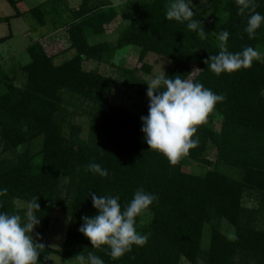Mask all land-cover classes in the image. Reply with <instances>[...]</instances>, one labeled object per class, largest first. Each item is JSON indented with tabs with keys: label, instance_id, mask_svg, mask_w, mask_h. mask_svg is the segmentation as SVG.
<instances>
[{
	"label": "trees",
	"instance_id": "trees-1",
	"mask_svg": "<svg viewBox=\"0 0 264 264\" xmlns=\"http://www.w3.org/2000/svg\"><path fill=\"white\" fill-rule=\"evenodd\" d=\"M7 1L16 12L0 22L30 15L39 26L64 27L74 52L56 62L39 40L26 46L24 60L0 52V188L7 189L0 211L23 217L37 197L40 229H49L55 212L69 217L60 249L34 239L40 264H52L53 254L76 259L88 252L105 264H264V24L249 39L235 0H206L192 3L201 34L165 19L170 0H135L132 19L114 41L91 42L119 16L110 0H81L78 7L46 0L27 11L19 6L23 0ZM255 4L264 14V0ZM223 30L230 33L228 51L251 46L261 58L249 68L214 74L204 61L220 51ZM12 37V31L1 36L0 45ZM132 47L144 72H152L147 57L154 53L170 61V77L179 74L226 97L197 126L198 145L176 164L149 149L140 115L111 103L118 80L102 72V64L128 74L127 91L147 92L148 80L137 68L115 64L119 52ZM91 61L96 67H88ZM83 115L89 120L85 137L77 121ZM90 162L109 176L86 172ZM188 164L204 167L197 172ZM141 187L158 196L150 222L140 226L137 218V230L149 239L113 260L106 245L92 247L78 231L81 217L96 214L88 193L119 195L124 205ZM245 198L254 205H245Z\"/></svg>",
	"mask_w": 264,
	"mask_h": 264
},
{
	"label": "clouds",
	"instance_id": "clouds-1",
	"mask_svg": "<svg viewBox=\"0 0 264 264\" xmlns=\"http://www.w3.org/2000/svg\"><path fill=\"white\" fill-rule=\"evenodd\" d=\"M235 3L238 14L246 17L244 32L249 39H254L256 30L264 24V14L256 11L255 0H235ZM192 5V0H170L165 19L186 22L188 30L203 34L200 22L194 19ZM229 35L227 30L219 34L220 51L204 61L217 76L249 68L258 56L251 46L239 52L228 51L226 43ZM145 83L148 85L146 95L149 106L148 114L140 118L143 139L149 149L160 152L171 164H176L198 145V137L193 138L197 126L206 123L215 105L222 103L226 97L214 93L202 83L183 79L179 74L170 77L163 69ZM85 170L101 178L109 176L108 169L96 162L85 165ZM6 192V188H0V196ZM88 195L96 214L81 217L83 223L78 231L89 239L92 247L106 245V254L115 260L130 253L133 246L143 247L147 243L150 233L137 230V218H140L141 225L150 222L151 205L158 200L156 194L138 188L124 205L119 195L97 196L90 191ZM37 210H40V205L36 197L29 203L23 217L18 213L0 211V264H40L38 246L31 235L34 226L40 223L35 214ZM76 260L78 264H105L93 252H88L86 257L77 254Z\"/></svg>",
	"mask_w": 264,
	"mask_h": 264
},
{
	"label": "rangeland",
	"instance_id": "rangeland-1",
	"mask_svg": "<svg viewBox=\"0 0 264 264\" xmlns=\"http://www.w3.org/2000/svg\"><path fill=\"white\" fill-rule=\"evenodd\" d=\"M46 0H23L19 3L21 11L39 5ZM115 5L120 13L117 19L107 28L106 34L92 36L91 42H98L103 40L114 41L118 31L124 28L133 17V3L135 0H110ZM72 7H78L81 0H68ZM206 0H192V3L198 6L204 5ZM15 9L7 0H0V16H8L15 14ZM14 32L13 37L0 45V52L7 58L11 55H16L22 60L26 59L28 55L25 52L26 46L34 41H41L50 54L55 55V61L60 62L71 57L74 52L70 49V40L68 33L64 27L52 29V25L39 26L30 15L21 17H14L10 22H0V37ZM259 58L260 53H258ZM125 65L127 68H137L139 74L145 79L150 80L154 74L165 71L169 64V60L165 57L150 53L147 57V62L152 65L151 73H146L140 68L138 62V48H125L117 55L115 64L116 66ZM96 62H88L89 68L96 67ZM101 71L108 75L117 78L118 83L111 99L114 105L122 106L131 112L140 116H145L148 111L149 98L147 95L139 96L136 93L127 91L123 84L128 77V74L119 71L115 66L101 65ZM77 121L83 127V136L85 137L88 129V117L78 116ZM211 157H214V151L211 152ZM187 167L192 171L199 172L203 165L188 164ZM254 200L245 198V205L253 206ZM152 218V214H151ZM69 217L61 212H55L52 218L51 225L48 230H42L34 226L31 235L33 239L40 241L53 248L60 249L63 245L66 229L68 226ZM147 224V223H146ZM141 226V224L139 223ZM144 225V224H143ZM226 228V227H225ZM52 264H78L76 259H66L59 254L52 255ZM182 264H189L183 261Z\"/></svg>",
	"mask_w": 264,
	"mask_h": 264
},
{
	"label": "crops",
	"instance_id": "crops-1",
	"mask_svg": "<svg viewBox=\"0 0 264 264\" xmlns=\"http://www.w3.org/2000/svg\"><path fill=\"white\" fill-rule=\"evenodd\" d=\"M14 33V32H13ZM3 54V53H2Z\"/></svg>",
	"mask_w": 264,
	"mask_h": 264
}]
</instances>
